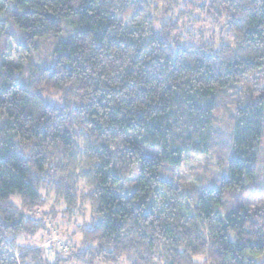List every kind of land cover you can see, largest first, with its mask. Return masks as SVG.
I'll use <instances>...</instances> for the list:
<instances>
[{
    "label": "trees",
    "instance_id": "16d2710c",
    "mask_svg": "<svg viewBox=\"0 0 264 264\" xmlns=\"http://www.w3.org/2000/svg\"><path fill=\"white\" fill-rule=\"evenodd\" d=\"M196 8L231 42H183ZM259 71L264 0H0V264H264V208H222L253 179L264 85L235 101L227 143L220 97ZM202 157L211 186L160 178ZM51 193L90 208L70 255L18 243L47 230L34 209Z\"/></svg>",
    "mask_w": 264,
    "mask_h": 264
},
{
    "label": "rangeland",
    "instance_id": "374dc122",
    "mask_svg": "<svg viewBox=\"0 0 264 264\" xmlns=\"http://www.w3.org/2000/svg\"><path fill=\"white\" fill-rule=\"evenodd\" d=\"M178 8L182 11H186L184 2L179 3ZM205 9L196 8L194 13L190 15L186 14L183 18L184 25V39L186 43H198L199 41H213L214 43H230L232 36L229 34L227 28L223 26V23L212 24V22L206 20V15L203 13ZM173 10V12H175ZM197 29H200L201 35L197 33ZM9 52H13L14 46L8 45ZM50 49L43 48L36 52L44 56H48ZM18 58L14 54L12 61ZM253 83H257L258 87L264 85V75L262 71L257 72L254 75V79L246 80L242 85L233 87L223 91L221 94L222 105L225 107L227 114L225 125L222 120V141L227 143L229 141L231 128L228 127L229 114L234 111L236 106V100L241 99L247 86L251 87ZM261 152L257 155L254 163V175L250 183L245 184L244 190H226L223 195V211L226 212L239 204L250 207H262L264 208V140L261 145ZM142 155L145 157H159L160 154L156 148L144 147ZM225 159L226 156L224 155ZM214 158H190L182 163L179 167H172L168 164H164L160 172V178L164 180H172L175 183L180 181L179 185L183 188L184 184L188 183L183 177L188 176V181L194 179L196 187L201 185L211 186V181L215 180V174L219 172V169L214 164ZM132 170V171H131ZM124 181L121 183V193L125 196L129 195L135 189L138 182L137 169L133 167ZM215 175V176H214ZM190 185V184H189ZM45 193V192H44ZM118 193V192H117ZM119 194V193H118ZM44 195V204L35 210V214L39 218L45 219L47 230L38 232L34 237H25L18 241L20 244L36 245L44 247L46 250L55 248L62 255H70L73 251L72 248L79 247L82 239V230L88 226L90 220V208L87 202H79L75 208V211L71 214H65V204L55 198L54 194L50 196ZM118 264H130L127 258H122Z\"/></svg>",
    "mask_w": 264,
    "mask_h": 264
}]
</instances>
